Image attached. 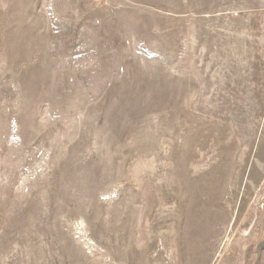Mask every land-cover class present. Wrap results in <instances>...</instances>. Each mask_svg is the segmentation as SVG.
I'll use <instances>...</instances> for the list:
<instances>
[{
	"label": "rangeland",
	"instance_id": "rangeland-1",
	"mask_svg": "<svg viewBox=\"0 0 264 264\" xmlns=\"http://www.w3.org/2000/svg\"><path fill=\"white\" fill-rule=\"evenodd\" d=\"M0 264H264V0H0Z\"/></svg>",
	"mask_w": 264,
	"mask_h": 264
}]
</instances>
